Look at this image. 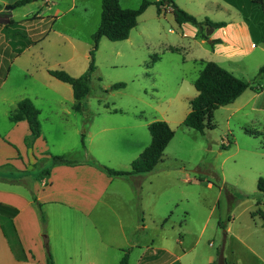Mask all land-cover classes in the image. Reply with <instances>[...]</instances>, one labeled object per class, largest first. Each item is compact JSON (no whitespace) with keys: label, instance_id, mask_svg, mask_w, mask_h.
<instances>
[{"label":"rangeland","instance_id":"rangeland-1","mask_svg":"<svg viewBox=\"0 0 264 264\" xmlns=\"http://www.w3.org/2000/svg\"><path fill=\"white\" fill-rule=\"evenodd\" d=\"M36 1L31 0V7L15 10L6 9L0 2V23L6 17L9 21H20L29 13L40 12L31 17L29 24L17 25L8 34L19 36L22 40L28 37L29 32L37 40L47 35L41 44L34 47L33 50L38 53L32 56L31 61L41 62L44 50L52 69L67 67L68 70H64L70 75H82L89 66V50L93 44L91 36L101 22L102 1ZM207 1V15L213 21L230 22L242 20L244 16L240 9L224 0H179V3L187 2L197 11L199 6L195 3ZM235 1L244 9L254 31V47L240 34L244 55L231 59L218 57L212 51L215 44L183 37L173 15L159 16L154 5L140 16L138 26L133 29L128 41L101 40L96 53L97 69L92 77V95L84 103L94 118L136 121L140 128L132 132L146 145L151 142L146 124L158 120L170 121L176 135L165 150L162 166L167 172L161 173L157 178L161 179L158 185L153 186L162 194L156 192V196L149 193V196L156 202L162 195L165 205L162 209L166 210V218L169 219L166 225L168 241L177 245L182 237L187 247L194 248L185 259L194 256L196 261L205 262L224 247L229 264H263L260 259H264V220L254 219L252 214L261 210L262 213L257 214L264 216V195L257 188L259 179L264 178V80L255 84L256 89L244 92L237 102L216 110L213 120L215 129L206 130L203 135L183 125L189 101L197 95L194 81L202 68L199 59L217 62L245 81L252 80L264 66V42L259 39L264 36V7L248 4V0ZM48 2L52 11L60 9L65 13L52 25L47 19L42 21V15L48 17ZM121 2L128 8H138L142 0ZM73 3L76 8L68 11ZM217 4H222L226 10ZM165 6L168 7V4L159 8ZM208 32L211 34L210 30ZM236 36L231 33V37ZM64 37L69 40L64 41ZM41 46L44 47L42 51ZM170 47L178 50L172 51ZM155 55L161 60L149 68ZM16 65L14 70L25 66ZM120 82L126 84L125 88L110 89ZM33 91H39L46 97L52 96V102L44 98L34 102L41 112L40 121L48 154L33 165L40 170L39 173L34 171L37 178L42 175L44 167L50 169L52 156L94 157L87 147V132L85 148L82 145L85 118L73 108L75 100L70 85L55 80L43 69L34 77L17 74L0 94V101L34 94ZM105 161L101 163L111 168L114 167L107 161L116 165L113 160ZM0 172L17 173L18 170L4 166ZM225 185L233 190L234 197L225 190ZM230 208L232 211H229ZM228 216L231 221L236 219L233 234L241 235L254 252L240 246L232 234L225 238L219 222L223 227L227 226Z\"/></svg>","mask_w":264,"mask_h":264},{"label":"crops","instance_id":"crops-1","mask_svg":"<svg viewBox=\"0 0 264 264\" xmlns=\"http://www.w3.org/2000/svg\"><path fill=\"white\" fill-rule=\"evenodd\" d=\"M17 1L0 0L6 9L12 10L31 7L32 4L29 2L19 7H13ZM157 1L160 0L152 2ZM174 1L180 8L183 7L197 19L202 16L201 19H198L199 21L208 18V1L195 3L199 6L197 11H194L187 2L180 4L179 0ZM35 2L37 1L35 0ZM49 2L46 4L48 17L42 15V21L47 19V22L52 25L59 21L65 13L60 9L52 11V6H48ZM119 2L122 7L128 8L123 5L121 0ZM152 6L154 5H150L148 8ZM217 6L226 10L222 4H217ZM165 7L160 9V13L157 7L159 16L172 14L175 20L172 7ZM74 8H76L75 3L68 11ZM0 11L2 10L0 9ZM38 13L40 12L29 13L20 21L15 19L9 21V17H6V20L0 23V94L6 89L14 75L25 74L34 77V74H37L41 69L50 75L48 70L52 69V65L46 60L48 56L43 50L44 47L41 46V51L43 50V52L40 51L41 62L31 61L32 56L38 53L33 50L34 47L38 43L41 44L42 39L45 40L44 37L47 35L37 40L29 32L28 37L22 40L19 36L8 34L9 30L16 29L17 25L29 24L28 21L31 17ZM219 22H225L226 26L214 28L203 25L201 31L189 22L181 25L176 23L185 38L199 39L201 43L219 40L220 43H216L212 48L213 54L218 57L231 59L244 55L245 49L241 36L247 43L251 42L252 47L255 46L252 43L254 39L252 30L244 16L242 20ZM209 30L211 34L208 32ZM133 31L129 38L123 41H128ZM232 32L237 36L231 37ZM202 36L207 37V40ZM66 39L69 40L67 37H64L63 40L66 41ZM169 49L178 50L174 47ZM156 56L158 58L153 61ZM152 57V61L148 65L149 68L161 60L158 55ZM199 60L200 64L202 61H207ZM36 63H38L37 66ZM16 64L25 66L17 67L18 70H14ZM62 68L68 70L67 67ZM18 86L19 83L16 89ZM33 92L34 94L25 95L33 103L39 98L52 102L51 95L46 97L39 91ZM25 96L0 101V122L9 121L8 125L6 122L0 124V166H10L18 170L17 173L0 172V264H47L45 241L49 244L55 264H122L124 259L127 260L125 264H211L216 260L217 253L214 256L210 255L205 262L196 261L194 256L185 259L188 253H193L194 248L187 247L182 237L178 239L177 245L170 243L166 238L168 231L166 225L169 224V219L166 218V210L162 209L165 206L161 199L162 195L156 202L149 196V193L156 196H158L156 192L161 193L158 188L153 189V186L158 185L161 180L157 179L160 174L167 172L162 166L166 149L155 169L145 175H134L129 178L109 177L88 164L86 160L89 157L83 155L80 157L65 156L68 160L77 162V165H52L50 169L44 167L42 170H48L49 174L40 175L37 178V175L34 174L36 168L33 165L48 155L45 135L42 131L34 147L29 149L25 143L26 136L30 134L27 121L12 122L9 118L10 113L16 109L18 102ZM190 101L187 115L190 112ZM165 122L171 127L170 121L166 120ZM151 123L146 124L148 131ZM137 128H140L137 122L127 118L108 120L95 117L86 134L88 150L98 162L105 163V160H113L116 165L112 164V161H107L114 167L113 169L129 171L132 162L150 145L137 139L132 132ZM83 147L85 148V143ZM36 171L40 172V170ZM194 181L198 182L199 180ZM138 185L140 186L139 195L135 188ZM34 197L40 202L46 216L45 228L42 226L39 211L33 201ZM138 205L142 211L141 221ZM257 213L261 214L262 211H254L253 218L264 220V216L260 217ZM230 221L223 229L225 238L227 239L232 234L239 241L240 246L254 252L241 235L233 234L236 219ZM221 249L225 257L224 247ZM260 260L264 264V259Z\"/></svg>","mask_w":264,"mask_h":264},{"label":"trees","instance_id":"trees-1","mask_svg":"<svg viewBox=\"0 0 264 264\" xmlns=\"http://www.w3.org/2000/svg\"><path fill=\"white\" fill-rule=\"evenodd\" d=\"M234 7L240 9L245 21L250 26L252 34L254 36L253 28L249 23V18L245 14L244 9L235 0H226ZM31 2V0H18L13 7H19ZM167 3L172 7V13L175 15L176 22L181 25L189 22L195 25L200 31L203 25H207L214 28H222L226 26L225 22H215L210 18H205L203 21H199L195 16L191 15L186 10L180 8L174 0H161L152 2L149 0H143L138 8H124L120 4L119 0H102V12L101 22L97 30L92 34V47L89 50V66L87 70L80 76L74 77L63 69H50L48 73L62 81L69 84L73 90L74 96V110L81 113L84 116V129L82 133V145L84 146L85 134L88 131L92 121L93 114L85 106V99L92 95V77L97 69L96 66V53L99 48V42L101 38L105 37L112 42L123 41L129 38L131 31L138 25V18L146 11L150 5H156L158 12L160 13L159 6ZM248 4L255 5L259 8L264 7V0H248ZM207 40V37L202 36ZM264 41V36L260 37ZM220 43L219 40L209 41L210 45ZM158 58L154 57L153 61ZM202 69L199 72L197 79L194 82V86L198 92L197 96L190 101V112L186 116L183 125L187 128L194 129L201 134H205L206 130H213L216 128L214 124V113L221 107L234 103L246 90L256 89L255 84L264 79V66H262L257 75L250 81H245L232 72L222 67L214 61H202ZM125 84L115 83L111 86V90H117L124 88ZM40 110L29 98H24L18 102L17 107L10 113V120L12 122H19L22 120L27 121L30 134L26 136L25 143L29 149L34 147L36 140L42 134V124L40 121ZM149 131L152 137L150 145L132 162L131 170L122 171L110 168L106 165L98 162L94 157H89L86 162L109 177H123L129 178L134 175H145L152 172L156 165L162 159L164 150L174 138L175 131L165 121H156L149 125ZM52 165H77V162L68 160L65 156H52ZM2 166H0L1 168ZM41 173L48 175L49 171L43 170ZM138 191L140 186L135 187ZM225 190L232 194L233 190L225 185ZM258 190L264 195V178H260L257 185ZM250 197V196H245ZM237 198V197H235ZM33 201L39 211L40 220L42 226L45 228L47 219L42 210L40 202L34 197ZM232 211L230 208L229 211ZM138 212L141 221L142 211L138 205ZM230 221V216L227 217V222ZM220 226L223 227L222 223ZM45 248L47 254V264H55L49 244L45 241ZM126 259L122 264L126 263ZM211 264H228L226 258L223 255L222 249L218 250L216 260Z\"/></svg>","mask_w":264,"mask_h":264}]
</instances>
